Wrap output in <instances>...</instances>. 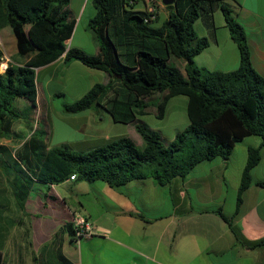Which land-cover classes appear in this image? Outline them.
Masks as SVG:
<instances>
[{"label": "trees", "instance_id": "obj_1", "mask_svg": "<svg viewBox=\"0 0 264 264\" xmlns=\"http://www.w3.org/2000/svg\"><path fill=\"white\" fill-rule=\"evenodd\" d=\"M229 0H177L166 6L168 18L160 27L156 20L147 22V9L137 10L136 0H95L96 15L89 24L100 47L98 55L78 48L67 50L75 22L63 11L69 0H0V31L10 29L17 54L0 73V128L4 136L13 133L21 118L13 110L17 99L32 107L38 101L37 69L65 55V62L78 61L110 76L107 85L97 84L81 99L65 106V111L79 114L106 104L117 123L133 125L145 140L141 149L129 137H122L86 152L69 145L49 148L35 131L17 150L0 145V212L6 193L3 178L21 186L14 192L21 208L35 183L46 187L58 185L76 175V182L103 181L111 188H121L135 180L151 178L166 186L176 178H185L200 163L217 158L229 160L236 145L250 137L263 140L260 147H250L232 217L218 214L228 224L243 247H264V238L248 240L236 220L240 217L245 194L254 183L253 171L262 160L264 148V77L253 67L244 27L236 12L225 3ZM222 7L225 24L240 54V67L234 71H211L199 68L195 59L210 42L199 37L195 24L206 17L213 25L217 6ZM185 63V74L175 65ZM0 50V64L3 62ZM118 84V87L114 86ZM113 93V97L110 94ZM157 118L164 119L169 102L176 97L188 99L189 126L164 144L161 136L141 117L150 104ZM25 138H21L23 140ZM6 169V172L3 171ZM257 185L264 187V182ZM73 235V225L64 228ZM58 234L47 248H54L53 264H75L62 251ZM0 264H4L0 252Z\"/></svg>", "mask_w": 264, "mask_h": 264}, {"label": "crops", "instance_id": "obj_2", "mask_svg": "<svg viewBox=\"0 0 264 264\" xmlns=\"http://www.w3.org/2000/svg\"><path fill=\"white\" fill-rule=\"evenodd\" d=\"M142 1L144 9L151 3L157 7L156 23L161 21L162 15L168 18L169 11L161 0ZM137 3L138 0L136 9L140 10ZM225 4L236 12L246 31L252 65L264 77V0H229ZM63 11L75 22L73 35L66 42L67 50L78 48L98 55L99 44L89 29L97 13L95 0H69ZM217 15L222 17L218 24ZM213 24L214 27L210 26L206 17L195 24L199 37L210 42L196 57V65L211 71H234L240 67L241 54L226 27L221 5L215 9ZM10 36L14 39L10 29L1 30V45L5 44V37ZM2 63L0 73L8 67L7 62V65ZM179 68L185 74V63ZM109 82L107 73L78 61L66 63L65 55L37 69V88H41L37 105L42 121L46 122L43 113L47 99L71 95L75 102L95 85ZM171 103L172 100L166 117ZM104 104L106 101L98 106L99 111H95V106L79 113L84 116L77 119L80 127L75 139H56L51 124L46 123L48 140L51 138L55 145L47 141L46 144L49 148L69 145L77 152H86L127 137L128 134L124 135L117 127L125 124L117 123ZM32 124L29 121V128ZM35 127L36 124L23 140L24 137L13 130L20 144L15 148L3 146L20 149L35 131H42L41 124ZM252 138L236 145L229 160L217 158L200 163L185 178H176L166 186L157 185L151 178L135 180L121 188H111L103 181L68 180L51 187L35 183L19 208L14 192L21 185L11 178L8 182L9 186L13 185L11 191L7 184H2L6 190L1 198L4 208L0 212V252L4 264H53L54 248L44 250V247L58 234L63 254L75 264H264V247L250 250L238 244L228 224L218 214L220 210L227 217L235 214L249 149L263 143L259 137L257 142ZM141 145L145 148L144 139ZM253 181L236 223L248 240L257 241L264 238V187L257 185L264 182V148L262 160L253 171ZM74 215L93 221L98 227V236L76 244L64 229L72 223ZM78 247H82L81 251Z\"/></svg>", "mask_w": 264, "mask_h": 264}, {"label": "rangeland", "instance_id": "obj_3", "mask_svg": "<svg viewBox=\"0 0 264 264\" xmlns=\"http://www.w3.org/2000/svg\"><path fill=\"white\" fill-rule=\"evenodd\" d=\"M143 7H144L143 1L138 0L137 8L143 10L144 9ZM221 18H222L221 15H217L216 17L217 24L219 23V20L221 21ZM165 19H166L165 15H162L161 21L159 23H154V26L160 27ZM198 30L201 31L200 26H198ZM4 42H5L4 45H1L0 43L1 46L0 50L3 52V57L5 61V63L3 62L2 65H7V63L9 64L10 62V58H12L17 54L16 53L17 49H16L15 39H13L12 36L5 37ZM5 55L7 56V58H5ZM174 63L178 67H182L184 61L176 59ZM65 84H67V82H65ZM114 86L118 87V84H114ZM113 96H114L113 93L110 94V97ZM158 98L159 96L157 95L152 99L146 100V102L150 104V107L147 109L148 114L146 116L141 117V120L145 122L152 130L156 131L161 136L163 143L168 145L169 143H171L173 139L176 138V135L179 132L183 131L189 126V119L187 116V109H186V104L188 99L185 96H179L172 99L171 109L169 111L168 117H166L165 119H159L157 118L155 108L152 107V105L156 103ZM71 99H72L71 95L61 96V97L58 96L53 100L47 99L46 111H44L43 113V118L46 120V122L42 121V115L39 110V106L37 104L32 107V105L26 100L17 99L13 103V110L17 111L20 114L21 118L16 121L13 130H16V133L19 134L20 137L25 138L30 134L31 129H34L35 124H36L35 129H37L39 124H41V128H42V131L40 132L41 136L45 141L48 142L49 145H55L54 144L55 142H53L51 138L48 140V136L46 135V127H47L46 123H48L51 124L52 131L54 129L56 139H60V138L75 139L78 135L77 130L80 127L77 124V119L81 118L84 115H81L82 113L71 114L65 111L64 108L66 105L74 103ZM95 111H99L98 106L95 107ZM33 116H36V118H33ZM29 121L30 123H33L32 128H29L30 126H28ZM117 127L120 129V132L124 133V135L128 134L127 137L132 139L137 144V146L142 149L141 144L143 142V137L132 125H117ZM258 139H259L258 137L252 138V140H254L255 142H257ZM20 142L21 140L18 139L14 134H12L9 137L4 136L0 128V145H7L11 148H15L20 144ZM3 171L6 172V169L4 170L3 168ZM6 178H3L2 184L4 186L7 184L6 185L7 188L9 189V191H11L13 185L10 186L8 185V182L11 179L7 180ZM229 206H230V201L228 200L227 208H226L227 210L229 209ZM78 248L81 251L82 247H78Z\"/></svg>", "mask_w": 264, "mask_h": 264}, {"label": "built area", "instance_id": "obj_4", "mask_svg": "<svg viewBox=\"0 0 264 264\" xmlns=\"http://www.w3.org/2000/svg\"><path fill=\"white\" fill-rule=\"evenodd\" d=\"M149 17L147 22L156 20L157 18V7L154 4H149L147 8ZM76 175L70 177V180L75 181ZM73 235L72 239L76 244H80L84 240L92 239L99 234L97 225L89 218L83 215H74L72 220Z\"/></svg>", "mask_w": 264, "mask_h": 264}, {"label": "water", "instance_id": "obj_5", "mask_svg": "<svg viewBox=\"0 0 264 264\" xmlns=\"http://www.w3.org/2000/svg\"><path fill=\"white\" fill-rule=\"evenodd\" d=\"M177 0H161V3L166 7L170 5H176Z\"/></svg>", "mask_w": 264, "mask_h": 264}]
</instances>
